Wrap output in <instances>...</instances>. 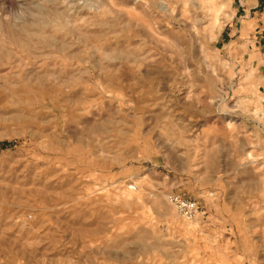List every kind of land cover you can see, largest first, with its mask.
Masks as SVG:
<instances>
[{"label": "rangeland", "instance_id": "374dc122", "mask_svg": "<svg viewBox=\"0 0 264 264\" xmlns=\"http://www.w3.org/2000/svg\"><path fill=\"white\" fill-rule=\"evenodd\" d=\"M239 3L0 0V264H264Z\"/></svg>", "mask_w": 264, "mask_h": 264}, {"label": "crops", "instance_id": "0c3cea01", "mask_svg": "<svg viewBox=\"0 0 264 264\" xmlns=\"http://www.w3.org/2000/svg\"><path fill=\"white\" fill-rule=\"evenodd\" d=\"M257 5H258V0H240V3L236 7L234 13H235V19H237V17L239 19H242V21H244L246 25H248V29H251V31H248V43H251L252 45L250 46V44H248V48L251 47L250 49L254 51L253 55L258 56V61H260L259 53L257 52L254 43H255V38L257 36V32L264 23V11H260L256 9V7H258ZM249 57L250 56L247 55L248 60ZM256 61L257 59H252L250 61V64L253 63L255 64ZM258 69L260 73L264 72V69L261 67V65H259Z\"/></svg>", "mask_w": 264, "mask_h": 264}, {"label": "built area", "instance_id": "2783aa9c", "mask_svg": "<svg viewBox=\"0 0 264 264\" xmlns=\"http://www.w3.org/2000/svg\"><path fill=\"white\" fill-rule=\"evenodd\" d=\"M262 11H264V6L262 7ZM254 44L259 53L261 67L264 69V23L257 32ZM169 200L180 215L186 219L195 217L199 212L198 205L192 200L182 199L179 196H171Z\"/></svg>", "mask_w": 264, "mask_h": 264}, {"label": "bare ground", "instance_id": "6f19581e", "mask_svg": "<svg viewBox=\"0 0 264 264\" xmlns=\"http://www.w3.org/2000/svg\"><path fill=\"white\" fill-rule=\"evenodd\" d=\"M131 189H133V187H130Z\"/></svg>", "mask_w": 264, "mask_h": 264}]
</instances>
